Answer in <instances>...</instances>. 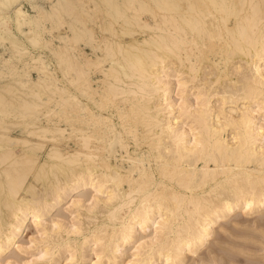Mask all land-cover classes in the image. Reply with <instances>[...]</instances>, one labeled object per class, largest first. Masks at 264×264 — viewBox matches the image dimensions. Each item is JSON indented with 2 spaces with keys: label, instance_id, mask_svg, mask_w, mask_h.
<instances>
[{
  "label": "bare ground",
  "instance_id": "bare-ground-1",
  "mask_svg": "<svg viewBox=\"0 0 264 264\" xmlns=\"http://www.w3.org/2000/svg\"><path fill=\"white\" fill-rule=\"evenodd\" d=\"M52 7V13L36 11L27 31L37 45L42 40L50 46L45 31L41 38L35 29L46 26L43 18H59L49 21L51 31L56 21L63 31L55 51L63 85L47 98L55 108L40 113L33 111L39 100L3 94L0 114L10 113L6 105L19 107L22 115H35L36 123L56 113L61 124L26 131L39 139L55 131L63 147L53 145L40 163L35 149L44 144L11 136L0 116V254L14 244L28 217L47 231L43 215L77 191H98L88 208L103 202L107 212L90 233L97 245L93 264H119L125 251L120 246L150 227L154 232L142 234L126 264H157L162 258L182 264L187 253L210 240L216 222L240 208L264 209V0H55ZM243 59L248 72L240 70L234 81L231 65ZM174 87L180 100L172 98ZM215 100H221L219 107ZM18 144L25 148L21 154L14 152ZM47 172L54 177L46 183ZM30 175L49 184L51 198H39ZM80 202L74 198L72 205ZM85 234L81 250L91 239ZM82 254L76 255L78 264Z\"/></svg>",
  "mask_w": 264,
  "mask_h": 264
},
{
  "label": "rangeland",
  "instance_id": "rangeland-1",
  "mask_svg": "<svg viewBox=\"0 0 264 264\" xmlns=\"http://www.w3.org/2000/svg\"><path fill=\"white\" fill-rule=\"evenodd\" d=\"M33 1L36 2L39 5V7L36 8L32 7L33 5L31 2ZM53 1L55 2V0H8V1L1 0V4H0V8H1L0 9V26H1L0 27V95L5 94L7 98H10L11 96L13 97L14 94H16L21 99H25L28 102L39 100L41 103L38 106V109H34L33 111L38 110L40 113L43 111L45 112L47 109H49L50 111L51 109L55 108L54 107L55 102H51V100L49 101L47 99L49 97L48 93L51 90H54L56 87L63 85V75H61L62 71L58 67L59 52H55L59 49L56 46H59L61 49V40L58 39L59 38L58 35L60 34V32L63 31L60 28V26H57V24H59V22L57 21L56 24L53 23V27L54 26L55 27L53 28L54 30L51 31L52 22H54L55 20L59 21V18L57 17L54 18L51 16L46 17V19L43 18L42 21H44L46 25L45 26L46 30L45 27H42L43 29H41V27L38 28L36 27L35 31L37 30L36 32H38L36 36H39L40 35L39 33L41 32L40 30L42 31L44 30L45 33L43 37L50 39L48 43L50 44V46L49 45L46 46L45 44H43L45 45L44 47L40 43L42 42V40H40L39 42L40 45H37L36 44L37 42L36 43L33 42L31 37L29 36L30 34L28 31H30L29 28L34 26L35 24L33 22V18L35 17L37 12L41 13V15L53 12L54 10L53 8L54 6L52 7ZM19 4H21L22 9L16 10V6ZM40 10L42 12H40ZM34 11L37 12L35 13ZM22 12L25 14H22ZM56 13H58L59 15L60 12L57 11ZM49 21L51 24L49 23ZM47 31H51L50 32L51 34ZM55 31L57 32L60 31V32L57 33ZM39 37L42 38V35ZM14 44L15 45L18 44V46H14ZM19 46L22 49L18 48ZM19 49L21 51H19ZM87 51L90 52L89 49H87ZM30 53L33 55V57L39 59L38 60L39 62L37 60H33L36 58L31 59L32 55L30 56ZM40 54L43 56V58L37 57ZM40 59H43L44 62ZM5 60L8 61V63ZM236 60L238 61V59ZM238 64L241 65L243 64L242 69H239ZM247 66L248 64L246 63V59L237 62V64H232L230 72L235 73L232 79H234V81L238 80L237 76L239 74L237 72H239L240 70L242 72H248V68H246ZM48 75H49L48 77L49 79L51 78V76L53 77L51 78L53 82L47 81ZM171 77L174 81H176L178 78L176 74H173ZM183 77L184 79H187L186 75H184ZM42 79H46V81L44 82V80ZM41 81L43 82L40 83ZM48 83H50L51 85L49 86ZM187 85L191 86L192 82H188ZM177 90L178 87L173 88L172 98L180 100V96L177 94ZM38 96L41 98L38 99ZM190 98L191 99L194 98L192 93L190 95ZM215 103L216 106L219 107L221 105V100L220 101L215 100ZM255 103L253 104V107L257 108L258 103L256 104ZM243 104H244L243 102L237 103L236 108L240 109ZM5 107L6 109L10 110V113L5 115L0 114V116L3 119V122L1 124L9 127L8 128L9 131L8 130L7 131L11 136L28 139L31 141V143L42 142L44 144L41 147L42 151L41 148L40 149L38 148L39 150L35 149L36 155L39 156L40 163H43L45 160H48V157L46 155L47 152L52 147L54 146L63 147L61 143L62 139L60 135L55 134L56 133L55 131H50V133L48 132L47 137H45V139L48 140H45L44 138L39 139L42 137H39L38 135L36 136L35 134H34L35 137L33 136V134H31L32 136L29 135L30 133L27 135L28 132L26 131L28 126H31L32 127L31 129H33L34 126H39V125L50 126L53 128L57 124H61L60 120L58 121L59 118L56 113L49 112L51 113L50 117L45 118L41 116L42 119L37 120V122L35 123L34 122L35 115L33 117L31 114L22 115L20 113L21 109L19 107H10L9 105H6ZM224 107L226 110H229L230 104H225ZM34 108H37V106L35 105ZM215 110H218V108H215ZM49 118L51 121L47 120ZM47 121H49V123ZM261 121L262 122L264 121V115ZM229 137H231V135H229ZM53 138L56 139L54 140ZM49 139L50 140L53 139V140L49 141ZM70 142L72 148L75 147L74 142L72 141ZM24 151L25 148L21 146V144L14 146V152L16 154H21ZM117 156L115 159L118 160V162L122 161L120 159L123 158L119 154V152ZM46 175H45L46 177L44 178L46 183L48 180L54 177L53 173L51 172H47ZM50 175L52 177H50ZM32 178L33 176L30 175L28 180L29 182L34 183L39 198L41 199L45 197H48V199L51 198L52 190L47 189L49 184L45 185L42 179L39 181L37 180L38 181L37 182L34 178L33 179ZM97 194H99L98 191L91 190L87 192V194H81V191H77L71 193L70 196L69 195L66 196L64 200H62L60 203H58L55 206V208L51 209L50 212L48 211L46 214L43 215L42 220L47 226L46 228L47 231H44L43 229L39 230L34 225L32 219L28 217L19 235L17 236L14 244L10 247V249L7 252L0 254V264H51L52 255L54 256L53 259V262H55L54 264H67V263L78 264L79 262L78 258L81 253H83L82 254L83 264H93V262L97 260V252H96L97 245L94 242V238H92L91 235L92 230L94 229L97 223H98L97 225H99L107 218L106 217L107 212L103 205L104 204L103 202L99 203L97 209L96 207L93 209L88 208L89 205L92 204L93 199L95 198L94 195L96 196ZM105 195L106 193H103L101 196H105ZM74 198L81 199L80 202L81 205L79 207H77L78 205L75 206L72 205ZM123 212H125L124 215L126 214V212L128 213L129 212L128 207H125V209H123ZM244 212H245L244 209L240 208L235 212V214L216 222L214 224L215 229L209 237L210 240L203 247L196 250L195 252L187 253V256L182 264H264V209L259 211H250L246 213ZM100 215H102V217ZM75 227H79L80 230L73 232V228ZM148 229L146 232L140 229L137 230L134 239L131 243L128 244L123 243L120 246V248L125 251H123L122 255L119 256L120 257L119 264H126V261L134 258L135 248L140 242L139 240L142 234L146 233L150 237V235H152V232H154L153 227H150ZM84 234L85 235L88 234L91 239L89 242H87L84 245L85 248L83 247L82 248L83 250H81L79 245L84 240ZM67 236H69L70 238H68ZM65 240L69 241L68 244L64 245V247L62 246L59 250L58 249L56 250L59 242L65 243L66 242ZM74 241L76 244H74ZM68 245H70L69 246L70 248L67 247ZM47 250L50 253L52 252V254L44 256L43 254ZM76 255H78L77 256L78 258L76 257ZM42 257L44 259H41ZM69 258L72 259L70 260ZM157 264H167V263H165L164 259L162 258L158 261Z\"/></svg>",
  "mask_w": 264,
  "mask_h": 264
}]
</instances>
